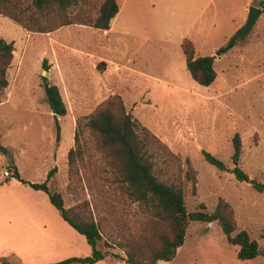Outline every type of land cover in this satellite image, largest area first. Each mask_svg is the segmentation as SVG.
I'll return each mask as SVG.
<instances>
[{
	"label": "rangeland",
	"instance_id": "374dc122",
	"mask_svg": "<svg viewBox=\"0 0 264 264\" xmlns=\"http://www.w3.org/2000/svg\"><path fill=\"white\" fill-rule=\"evenodd\" d=\"M102 1L79 0L68 13L75 21L88 22L97 15ZM242 1L234 0L219 18L223 33L232 26L229 12L236 17ZM24 30L0 15V35L11 38L16 51L7 70L9 94L5 96V89L0 96V145L6 149L0 150L4 155L0 171L5 168L10 172L15 162L24 179L41 183L55 167L47 182L49 190L61 194L65 208L97 222L101 233L98 249L108 257L124 259L125 253L115 241L146 229L145 211L110 181L98 140L86 128L79 132L81 152L75 154L71 170L67 159L68 150L76 149L77 120L109 95L119 94L125 110L138 124V135L146 129L167 147L149 143L146 150L155 176L181 187L187 212L199 210L201 203L210 212L222 198L233 209L236 231H247L264 250L260 237L264 190H256L250 182H264V74L254 77L264 69L255 61L262 45L258 40L261 31L264 36V14L250 33L240 38L244 50L228 52L214 62L216 79L210 86L196 83L186 67L179 66L183 54L173 40L125 34L106 38L100 30L78 22L44 33ZM223 33L215 34L197 51L214 56L215 49L225 44ZM240 55L244 60L229 67ZM44 63L49 67L48 82L58 86L66 105L63 116L53 114L46 101L40 78L45 76ZM62 66H67L71 75H61ZM235 133L241 140L238 166L249 181L232 173ZM202 150L221 160L225 168L208 163ZM189 168L194 180L188 176ZM237 250L216 221H189L176 256L161 264H264L262 256L238 259Z\"/></svg>",
	"mask_w": 264,
	"mask_h": 264
},
{
	"label": "trees",
	"instance_id": "16d2710c",
	"mask_svg": "<svg viewBox=\"0 0 264 264\" xmlns=\"http://www.w3.org/2000/svg\"><path fill=\"white\" fill-rule=\"evenodd\" d=\"M255 1L256 5L264 9V0ZM78 2L79 0H0V15L8 17L29 32L44 33L77 22L97 29H108L111 18L118 11L116 0H103L93 19L88 22H79L73 20L68 13V10ZM234 42L235 39L230 38L225 45L216 50L214 56L196 55L193 42L188 37H184L180 41V49L191 78L200 85L210 86L216 78L213 66L215 56L228 51ZM13 50V41H8L0 35V96L8 87L7 70L13 59ZM45 61L44 59L43 62ZM43 66V69L48 71L49 67L45 63ZM97 68L99 69V65ZM40 78L51 110L55 112V115H65L67 109L58 86L49 83L46 76L41 75ZM137 126V122L125 110L121 96L109 95L87 116L77 120L74 135L76 149L71 147L67 153L68 168L71 170L76 160L75 154L81 152L79 132L81 127L86 128L98 140L99 149L105 161V170L111 174L110 181L127 199L136 202L145 211L144 223L147 228L137 235H129L115 241L125 253V262L127 264H157L159 260H172L177 249L184 242L189 221H216L227 242L238 246L236 257L240 260H249L256 256L264 258V250L258 247L257 241L251 239L247 231H236L234 212L226 200L219 198L215 208L210 212L206 210L203 203L199 205V210L187 212L181 187L166 184L155 176L151 155L146 150L149 143L165 150L167 147L156 135L146 129L140 137ZM56 127V140H58L59 125L56 124ZM232 146L231 159L234 165L232 173L240 180L245 178L246 174L238 166L241 153V140L238 133L232 137ZM0 150L6 152L1 145ZM202 155L216 168H225L224 163L209 152L202 150ZM9 169L12 176L22 183L45 192L62 219L83 235L91 246L92 251L88 256L69 257L49 264H89L107 256L106 251H101L97 247V242L101 239L97 222L83 218L72 208H65L61 194L49 190L47 182L55 171V167L48 171L47 178L41 183H31L21 179L15 166H10ZM190 170L189 168L187 171L188 176L194 180ZM250 182L256 190H264V182L255 180ZM260 237L264 240V231ZM0 261L3 264H10L5 259Z\"/></svg>",
	"mask_w": 264,
	"mask_h": 264
},
{
	"label": "crops",
	"instance_id": "0c3cea01",
	"mask_svg": "<svg viewBox=\"0 0 264 264\" xmlns=\"http://www.w3.org/2000/svg\"><path fill=\"white\" fill-rule=\"evenodd\" d=\"M233 1L116 0L118 11L111 18L108 29H95L100 30L102 36L106 38L111 34L141 35L157 41L169 42L173 40L179 44V47L180 41L184 37H188L193 42L196 55H204L200 54L197 48L206 45L215 34L223 33L219 18L221 19L223 14L225 15L226 11H229L228 8ZM254 1L243 0L236 17L229 12L228 16L232 20V26L230 30L228 29L223 33V40L226 39L225 44L230 38H233L232 35L244 24L248 11L247 7L249 5L259 7ZM259 8L262 9V12L256 19L255 24L264 14V9ZM24 32L27 31L24 30ZM262 35L261 31L258 40L262 41V45L255 60L259 66H264V36ZM238 38H234V45L228 51L222 53L221 56H215L214 62L220 61L228 52H234L235 50L236 53H240L244 50L239 42L242 37ZM5 39L11 40V38ZM13 48L15 49L14 41ZM15 54L16 51L13 50L11 65L14 63ZM52 57L56 61L58 60V57ZM93 58L108 62L102 56L94 55ZM243 60V55L237 56V61L232 62L229 67ZM179 66H185L184 55ZM70 71L67 66H62L61 75H71ZM263 74L264 69L258 70L254 77ZM4 94L6 97L9 94L7 88ZM0 159H4V155H0ZM13 165L17 168L21 179L34 183L23 178L15 162H13ZM4 169L0 171V259H5L10 264H49L69 257H83L91 254V246L86 242L85 237L62 219L59 211L49 201L45 192L22 183L13 177L11 172L10 176H4L2 173ZM164 262L166 261L159 260L157 264ZM0 264L3 263L0 261ZM89 264L127 263L124 259H114L106 256Z\"/></svg>",
	"mask_w": 264,
	"mask_h": 264
},
{
	"label": "water",
	"instance_id": "95a60500",
	"mask_svg": "<svg viewBox=\"0 0 264 264\" xmlns=\"http://www.w3.org/2000/svg\"><path fill=\"white\" fill-rule=\"evenodd\" d=\"M247 16H246V20L244 22V24L235 32L233 38H238V37H244L246 36L252 29V27L255 24L256 19L258 18V16L261 14L262 9H260L259 7L255 6V5H249L247 7ZM49 74L48 71L45 72V76H47ZM53 114L55 113L52 110ZM245 181H249V178L245 177L244 178Z\"/></svg>",
	"mask_w": 264,
	"mask_h": 264
},
{
	"label": "built area",
	"instance_id": "2783aa9c",
	"mask_svg": "<svg viewBox=\"0 0 264 264\" xmlns=\"http://www.w3.org/2000/svg\"><path fill=\"white\" fill-rule=\"evenodd\" d=\"M2 173L4 176H10L11 175L10 172L8 170H5V169L3 170Z\"/></svg>",
	"mask_w": 264,
	"mask_h": 264
}]
</instances>
